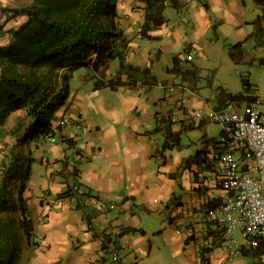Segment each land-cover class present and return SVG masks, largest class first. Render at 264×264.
I'll use <instances>...</instances> for the list:
<instances>
[{
	"label": "crops",
	"instance_id": "1",
	"mask_svg": "<svg viewBox=\"0 0 264 264\" xmlns=\"http://www.w3.org/2000/svg\"><path fill=\"white\" fill-rule=\"evenodd\" d=\"M182 2L179 9L164 10L169 22L157 39L139 33L141 9L126 24L124 64L149 65L156 82L112 86L106 83L113 75L81 67L73 71L68 101L57 111H68L81 129L64 125L53 142L26 138L34 118L25 107L12 109L0 123V195L7 201H0V218L14 219L18 231L17 240L10 234L18 248L10 264H264V245L229 257L224 230L208 217L228 195L214 183L222 155L244 154L226 142L222 126L209 115L194 114L223 107V98L211 99L197 82L186 83L182 73L169 69L173 56L188 47L180 66L192 69L185 61H195L193 49L204 50L220 30L233 32L235 43L243 41L244 57L253 61L255 46L250 43L254 52H247L245 40L259 34L264 47V4L208 0L206 9L200 0ZM121 65L119 58L109 64L115 72ZM98 80L104 84L96 88ZM214 126L220 127L217 133ZM170 132L180 142L164 147ZM66 162L80 170L74 184L66 177ZM23 184L29 191L22 204ZM72 184L85 192H75ZM107 226L116 233L105 234Z\"/></svg>",
	"mask_w": 264,
	"mask_h": 264
},
{
	"label": "trees",
	"instance_id": "2",
	"mask_svg": "<svg viewBox=\"0 0 264 264\" xmlns=\"http://www.w3.org/2000/svg\"><path fill=\"white\" fill-rule=\"evenodd\" d=\"M120 1L8 0L0 6V14L6 15L7 22L18 15L22 16L20 24L11 26L6 31L9 36L6 34L3 44H0V123L12 109L25 107L27 114L34 118V123L25 134L26 138L55 135L63 127L64 113L58 115L57 111L68 101L69 80L73 71L81 67H91L103 76L113 75L106 83L112 86L156 82L149 65L139 68L124 64L130 39L120 22ZM257 1L264 4V0ZM200 2L209 9L208 0ZM134 3L139 4L144 17L138 27L139 33L149 39L159 38L168 25L169 19L164 14L168 6L179 9L185 4L182 0H134ZM190 49L188 47L173 56L170 71L195 74V68L182 70L180 67L182 60H188L185 53ZM244 52L243 41L229 48L230 56L237 61L243 58ZM114 58H119L122 63L118 72L112 71L109 66ZM243 81L247 84V78H243ZM103 84L98 80L96 88ZM222 94L227 97L223 98V103L246 97L243 93L223 91ZM171 132L165 138L164 147L180 142V136ZM200 153L198 151L196 157ZM65 168L68 181L74 184L80 170L70 162L65 163ZM27 190L28 186L23 184L19 193L22 204L27 199ZM0 201L7 202L1 195ZM25 218L26 233L30 234V219ZM14 228V219L0 218V253L9 261L5 263L0 258V264H10L18 249L10 236L12 231L18 236Z\"/></svg>",
	"mask_w": 264,
	"mask_h": 264
},
{
	"label": "built area",
	"instance_id": "3",
	"mask_svg": "<svg viewBox=\"0 0 264 264\" xmlns=\"http://www.w3.org/2000/svg\"><path fill=\"white\" fill-rule=\"evenodd\" d=\"M183 100L181 96L179 103H184ZM194 114L198 117L209 115L222 126L229 145L244 149L239 158L222 155L221 169L214 183L228 195L208 211L209 219L224 230L228 256L234 257L248 247L264 245V100L261 104L245 106L228 101L223 107L207 113L196 109ZM62 122L63 126L83 127L68 111L64 112ZM50 139L53 142L55 136ZM72 188L80 194L85 192L82 186L73 185ZM100 202L107 205L103 200ZM104 232L112 235L116 228L107 226Z\"/></svg>",
	"mask_w": 264,
	"mask_h": 264
},
{
	"label": "rangeland",
	"instance_id": "4",
	"mask_svg": "<svg viewBox=\"0 0 264 264\" xmlns=\"http://www.w3.org/2000/svg\"><path fill=\"white\" fill-rule=\"evenodd\" d=\"M7 2L8 0H0V6L6 4ZM133 3L134 1H131L130 4L129 0H121L119 3L122 15L120 22L123 23L125 28L127 27L126 24L128 23L130 15L136 14V11L137 13L140 12V9L138 8L139 4ZM133 6L135 7L133 8ZM168 8L172 7H167L168 12H170L172 9L169 10ZM21 17V15H18V17L7 22V19L0 14V34L5 36L7 34L6 31L11 26L19 25L22 20ZM16 19H18V21ZM220 27L224 29L223 23ZM226 28L227 25L225 26V29ZM219 32V34L212 33V41L210 40L205 42L204 50L193 49L191 55L195 57V61L193 62H195L196 65H194L192 61H185V65L192 69L196 66L195 74L188 75L181 72L189 81L186 83L193 85L197 82V84L205 90V94L213 100L219 95L222 96V98L227 99V97H223V91L226 93L242 92L246 96L245 99L234 100L236 103H242L244 106L248 104H261L264 100V62L261 61V58H264V47L259 44V41L261 40L260 35H254L251 36L252 38H250V40H245L247 52L250 50L253 51V46H255L256 51L253 52L255 53L256 58L252 59L253 61H250L249 58L246 59V57L243 56V58L237 61L233 59L229 53L230 46L235 43L233 37L234 33L231 32L227 34L223 31L225 33L224 34L221 30ZM6 36L9 35L7 34ZM0 41H3V38H0ZM243 78H247V84L243 83ZM75 81L76 78H74V82ZM249 97H254V99H250ZM214 127V132L217 133L220 127ZM233 156L239 158L242 154L239 150H236ZM13 233L14 231L10 232V234L14 235V239L17 240L16 234ZM236 234L238 238H240L239 233L237 232ZM1 258L3 262H9L6 258Z\"/></svg>",
	"mask_w": 264,
	"mask_h": 264
},
{
	"label": "clouds",
	"instance_id": "5",
	"mask_svg": "<svg viewBox=\"0 0 264 264\" xmlns=\"http://www.w3.org/2000/svg\"><path fill=\"white\" fill-rule=\"evenodd\" d=\"M226 102H228V101H226ZM226 102H225V104H226ZM220 108V107H219Z\"/></svg>",
	"mask_w": 264,
	"mask_h": 264
}]
</instances>
